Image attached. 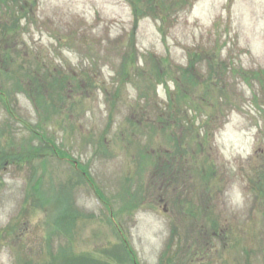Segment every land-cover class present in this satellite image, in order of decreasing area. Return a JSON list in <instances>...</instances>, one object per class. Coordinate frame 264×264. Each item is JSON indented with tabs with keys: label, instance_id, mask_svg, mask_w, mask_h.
<instances>
[{
	"label": "rangeland",
	"instance_id": "374dc122",
	"mask_svg": "<svg viewBox=\"0 0 264 264\" xmlns=\"http://www.w3.org/2000/svg\"><path fill=\"white\" fill-rule=\"evenodd\" d=\"M0 264H264V0H0Z\"/></svg>",
	"mask_w": 264,
	"mask_h": 264
},
{
	"label": "trees",
	"instance_id": "16d2710c",
	"mask_svg": "<svg viewBox=\"0 0 264 264\" xmlns=\"http://www.w3.org/2000/svg\"><path fill=\"white\" fill-rule=\"evenodd\" d=\"M19 83H20V80H19Z\"/></svg>",
	"mask_w": 264,
	"mask_h": 264
}]
</instances>
